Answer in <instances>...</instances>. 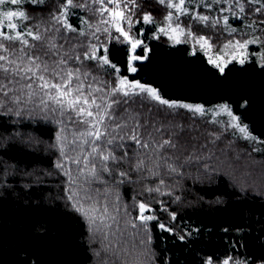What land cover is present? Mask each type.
I'll return each mask as SVG.
<instances>
[{
  "label": "trees",
  "instance_id": "trees-1",
  "mask_svg": "<svg viewBox=\"0 0 264 264\" xmlns=\"http://www.w3.org/2000/svg\"><path fill=\"white\" fill-rule=\"evenodd\" d=\"M64 3L65 0H42L33 4L23 0L21 4H8V11L26 12L29 19L16 21L20 30L30 27L35 30L36 25H41L42 31L53 25L60 27V33L45 35L55 37L56 43L63 44L74 56L94 52L96 59L74 61L72 66L83 65L104 89L108 88L110 78L117 75L157 90L161 98L169 102L205 108L226 104L240 118V124L248 126L258 143L264 140V64L233 63L221 73L202 53L190 54L186 45L156 36L170 12L159 0H122L139 23L142 24L145 15L152 18L148 24L135 28L137 34L141 32L143 45L136 55L144 60L135 62L136 71L130 73L128 48L103 22L106 19L97 11L94 0H74V4L81 6L67 10L66 19L77 29L75 32L51 20L53 15L63 11ZM198 10L206 13L203 8ZM178 22L194 35L214 40L219 37L218 28L209 23L201 24L190 14L178 18ZM250 50L264 56V43L261 48L251 47ZM102 57L109 63L104 64ZM125 99L129 103L117 105V111L135 109L143 117L163 123L165 128L173 123L183 124L201 138L205 133H216L208 128L206 121L186 111L138 97ZM120 115L124 113L121 111ZM0 124L4 126L0 127V264H30V261L35 264H106L110 254L104 251L99 256L95 254L92 249L99 246L87 240L80 217L65 198L68 177L53 166L59 153L49 147L53 143L49 129L54 126L41 127L26 117L19 120L5 117ZM229 137L232 143L221 138L219 146L231 144L250 155L249 159L264 161V144L259 143V151L255 153L246 141L239 145L236 135L224 138L229 140ZM67 166L75 175L77 165L68 162ZM187 173L196 174L194 169H188ZM187 173L184 177L164 175L167 187L161 191L171 189V196L147 191L149 187H156L160 179L148 173L132 172V180L119 186L121 204L128 206L133 217L138 213L133 207L136 201L146 203L151 209L146 214L157 217L148 222L150 258L145 256L144 246L137 240L138 248L133 256L136 264H204L209 257L213 263L223 264L229 256L233 258L231 264L237 260H248L249 264L264 261V198L241 188L227 175H224L225 180L219 179L221 174L211 180H200L189 178ZM176 196L180 200L177 201ZM160 223L171 231L161 230ZM140 234L144 239L149 235L142 230ZM180 236L185 238L181 240Z\"/></svg>",
  "mask_w": 264,
  "mask_h": 264
},
{
  "label": "snow or ice",
  "instance_id": "snow-or-ice-1",
  "mask_svg": "<svg viewBox=\"0 0 264 264\" xmlns=\"http://www.w3.org/2000/svg\"><path fill=\"white\" fill-rule=\"evenodd\" d=\"M22 2L23 0H0V6ZM31 2L38 4L42 3V0ZM95 2L101 5L99 12L102 17L108 13L109 19L103 22L115 24L116 30L125 39H130L118 23L120 20L129 19L124 11L120 10L122 0ZM160 3H167L169 8H175L181 14L187 12L184 7L185 0H179L178 3L160 0ZM215 3H230L233 9L238 7L239 15L235 10L231 11V15L236 18L253 13L264 16V0H215ZM108 5H114L113 9L110 10ZM80 6L74 4V0H65L61 5L63 11L53 15L51 20L65 30L75 32L77 29L68 23L66 15L69 7ZM204 6L211 8V4ZM124 7L127 8V4ZM246 7L251 11L245 13ZM220 11L225 9L221 8ZM17 18L29 19L23 10H9L3 13L0 20V25L7 29L0 30V121L5 117L16 120L26 117L35 120L41 127L54 126L49 129L53 134V143L49 147L57 149L59 155L53 166L68 177L65 198L71 209L80 217L87 240L99 246V249H92L97 256L104 251L110 254L106 264H121L122 256H129L137 249L138 240L139 245L144 246L145 256L150 258L151 250L147 247L151 243L148 222L156 220L157 217L145 215V212L151 209L146 203L136 201L135 196L132 197L136 201L133 207L138 209V213L133 217L128 211V206L121 204L119 186L132 180V172L148 173L159 176L160 179L156 187H149L147 191L171 196V189L161 191L163 187H167L164 175L176 174L184 177L188 169H194L196 174L193 176L187 173L189 178L211 180L218 172L217 164L232 166L234 159L238 160L239 157L230 155L233 149L231 144L225 148L219 146L221 135L205 133L201 138L198 133L194 134L192 129H186L183 124L176 123L165 128L163 123L143 117L135 109L124 108L117 111V105H127L129 101L112 97L117 93L129 97L138 89L169 108H183L200 115H204L206 111L227 113L231 127L237 129L243 139L255 142L257 137L249 132L247 125L240 124V118L234 115L226 104L218 109L208 110L202 105L177 104L161 98L157 90L151 87L139 83L130 84L126 79H121L111 92H105V86H96V79L84 70L83 65L72 66L74 61L96 59L94 52L91 55L85 53L83 57L74 56L63 44L58 45L55 37L49 38L45 35L47 32L60 33V27L53 25L42 31V26L36 25L35 30L31 27L18 30L20 26L12 22ZM143 19L145 22H151L152 18L145 15ZM167 19L172 20L171 13ZM194 19L207 22L209 16L197 13ZM223 22L228 24L227 16L223 18ZM212 23L218 21L213 20ZM258 23L264 25V19H260ZM171 30L180 35L184 34V29L179 25ZM230 31L234 32L236 29L231 28ZM188 35H192L191 31ZM179 42L177 40V43ZM255 42L256 39H252L226 47L245 49L247 44ZM131 43L134 50L139 41ZM197 43L202 47H210L209 41L204 37H200ZM103 63H109L107 58H103ZM240 63L243 64L244 60ZM131 71L135 72L136 69L133 67ZM220 71L223 73V67ZM121 111L124 115H120ZM0 127L4 126L0 124ZM259 143L264 144V140ZM68 162L77 165L75 175L69 170ZM124 164L127 165L126 168L122 167ZM219 179L225 180V176L221 174ZM244 179L252 185L258 183L264 187V169L259 171V175L252 171L246 172ZM175 199L178 201L180 197L176 196ZM171 215L173 219L176 218L174 213ZM159 228L171 231L163 223L159 224ZM141 230L149 233L147 239L141 236ZM184 238L180 236L181 240ZM232 261L233 258L229 256L223 264H231ZM30 264H35V261H30ZM124 264L131 262L126 260ZM204 264H212V258L209 257ZM234 264L249 262L237 260ZM260 264H264V261Z\"/></svg>",
  "mask_w": 264,
  "mask_h": 264
},
{
  "label": "rangeland",
  "instance_id": "rangeland-1",
  "mask_svg": "<svg viewBox=\"0 0 264 264\" xmlns=\"http://www.w3.org/2000/svg\"><path fill=\"white\" fill-rule=\"evenodd\" d=\"M171 2L178 3L179 0H171ZM8 4H11V3H5L4 5L0 6V20H2L3 13L5 11H8ZM207 4H211V8L204 6ZM96 5L98 7L97 11L99 12V8L101 7V5L98 3H96ZM124 5L125 4L121 3L120 10L124 11L125 16L128 17L129 19L120 20L118 21V23H119V26L125 32L128 33V36L130 37V39H125L124 36H122L120 32L116 30L115 24H112V23H107V24L109 28H111L114 32L118 34V36L122 39V43L128 48V51H129L128 68H129L130 73H134L133 71H131V68L134 67L135 62H141L144 60V58H140L136 55V52L140 48H142L143 45H142L141 35H140L141 32L140 34H137L135 31V28H139V27L141 28L143 24H146V23L148 24V22H145L144 19L142 18V24L139 23L138 19L134 18L132 11L129 8V5L127 6V8H125ZM163 5H165L169 9L170 11L169 13L172 14V20L169 21L167 19L169 15L168 13L165 24L162 27H159V29H157V32H156L157 37L163 36L164 38L173 42L174 44L186 45L190 50V54H195L196 52L202 53L207 59L208 63L211 64L216 69H218L219 71L221 67H223L224 69L225 67L233 63H236L238 65H243L245 63H249L250 61H254L260 65L264 64V56L260 54V52L250 50L251 47L261 48L262 43H264V25H260L258 23L260 19H264V16L253 13L251 15H240L239 18H236L231 15V11L235 10L239 15L238 7L236 9H233L232 4L230 3L217 4L215 3V0H185L184 7L187 9V12L184 14H181V12L175 8H169L167 6V3H164ZM107 7L111 10L113 9L114 5H108ZM198 8H203L206 13L205 14L199 13ZM221 8L225 9V11L221 12L220 11ZM250 11L251 9H249L248 7L245 8V13H248ZM197 13L202 14V15H208L209 21L201 22L199 20L194 19V16ZM186 14H190L191 18H193L194 20H196L197 22L201 24L208 25L209 23L213 26V28L215 29L218 28L216 31L217 33L218 31L220 32L219 37L214 40L212 38H207V37L205 38V36H202V35L192 34L191 36H189L188 35L189 31H187L182 26H180L178 22V18ZM225 16L228 17L227 25H225L223 22V18ZM103 18L106 20L109 19L107 12L103 15ZM17 20L18 18L14 19L12 22L16 23ZM213 20L218 21V23H212ZM233 22H236L238 24L237 25L231 24ZM169 25H171V27H169ZM177 25H179L181 28L184 29L183 35H180L178 32H173L171 30L172 28H176ZM249 25H252L253 27L250 28ZM231 28H235L236 31L234 32L230 31ZM161 29H165V31H161ZM0 30L6 31L7 29H4L2 25H0ZM18 30H20V28ZM200 37H204L205 39H207L209 41L210 47H202L200 43H197V40ZM252 39H256L257 42L247 44V47L245 49L226 47V46L234 45L237 43H246L248 40H252ZM177 40H179L180 42L177 43ZM131 41H139V43L137 44L134 50L132 48ZM133 57H135V59H133ZM103 58L104 57H102L100 60L103 61ZM210 60L213 62H210ZM241 60H244L243 64L240 63ZM121 79H125V78H120L117 75L115 76V78H110L108 88L104 89V91L111 92L112 88L116 87ZM126 80L130 84L139 83L136 81H129L128 79ZM96 86H99V85L97 84ZM145 87H148V86H145ZM130 97L131 98L138 97L141 100L145 99L149 102L159 103L158 101L153 100L150 96H148L147 93L139 92L138 89L135 90V94L130 95L129 97H124L122 93H117L112 98L117 99V100H124L125 98H130ZM175 103L188 104V103H182V102H175ZM191 105H197V104H191ZM164 106L168 107L167 105H164ZM220 106L221 105L211 107V108H205V107L204 108L206 110L218 109ZM172 109L186 111L189 115L195 116L201 119L202 121H206L208 128L210 126V128L214 129L216 132L215 134L221 135L222 140L230 141V143H232L230 137H229V140L225 139L224 137H227L229 135L232 137L236 135L238 140L236 138L233 144L236 143V140L238 141L239 145L241 144L242 141L244 143L246 141L248 143V146L251 149H256V151H254L255 153L259 151V148L257 147L259 146V143L257 141L253 142V141H247L243 139L239 131L231 127L230 117L227 115V113L206 111L204 115H200V114L190 112L187 109H183V108L177 107V108H172ZM187 134L188 133L186 132L185 135ZM225 141L223 142L225 143ZM225 146L223 147L220 146V147L225 148ZM230 155H232L234 158L239 157V159L238 160L234 159V163L232 166H223V165L217 164L216 165L218 168L217 174H223L225 176L226 175L229 176L230 178L233 179V182H235L240 187L242 186L241 188L264 198V187H261L258 183L255 185H252L250 182H246L244 179V174L249 171H252L256 175H259V171L264 169V161L255 160L252 158L249 159L248 157L250 155L248 156L247 153H244L243 150L238 149V147L234 145H233L232 153ZM145 215H147L146 212H145ZM134 255H136V250L131 252L129 256H122L121 262L124 264V261L127 260V261H130L131 264H136V261L133 260ZM108 259L109 257L106 258V260ZM212 264H216V263L212 262Z\"/></svg>",
  "mask_w": 264,
  "mask_h": 264
}]
</instances>
